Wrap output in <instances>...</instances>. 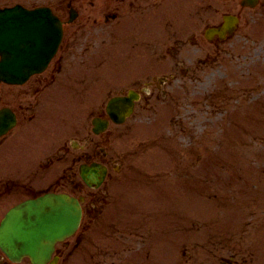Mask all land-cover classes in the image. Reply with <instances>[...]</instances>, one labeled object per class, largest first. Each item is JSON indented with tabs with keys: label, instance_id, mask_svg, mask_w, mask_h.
<instances>
[{
	"label": "rangeland",
	"instance_id": "obj_1",
	"mask_svg": "<svg viewBox=\"0 0 264 264\" xmlns=\"http://www.w3.org/2000/svg\"><path fill=\"white\" fill-rule=\"evenodd\" d=\"M93 9L95 10V8ZM255 17L257 21L254 25L247 29L242 28L241 32L224 45L223 52L217 62L202 65L201 70L198 69L196 74L187 78L183 77L182 72H180L178 79L174 80L168 87L170 94L167 98L172 97V100L169 101L173 104L174 99L178 97V101L183 105V108L179 110H172L170 115L173 114L175 120L177 119L181 123L177 125V128L184 132L186 135L184 137L189 140L190 136H193L192 141L197 139L199 143H203L197 145L202 154L177 153V157L169 154L170 165L167 162L166 167H175L177 177V181L172 184V180H166L164 173H162L169 168L163 167L161 162L156 160L152 154H148L149 151L145 154V146L138 143L139 153L127 154L130 162L126 171L127 174L119 181L117 187L114 186L116 196L114 205L118 210L117 215L122 218L125 217L122 210L126 213L129 209L132 210L133 214L139 215L138 205L135 206L134 202L155 200L153 189H164L167 192L168 200L164 197L161 201L163 193L159 194L160 200H156L155 203L153 202L154 204L151 203L153 207L150 205V210L146 213L156 216L165 214L178 220L177 236L179 238H176L178 239L177 243L173 238H168V241L176 244L177 247L174 251L179 255H182V251L187 246L183 238L188 234L187 227H190L191 224L193 226L199 224V221L204 218L203 216L222 215L220 213L222 205L231 203V201L253 200L248 204L249 212L244 213L242 211L238 220L242 222L246 218L252 220L253 231L250 235L253 238L249 239V243L253 249L256 246L254 242L256 239L260 243L264 241V206L258 208L257 212L254 202L258 201V197L252 198L255 192L242 193L244 185L250 187L260 183L264 185V181L256 180L258 177L256 171H258L259 166L250 168L252 164L255 166L259 163L261 170L263 169L261 173L264 175V5L256 9ZM151 22L153 25L147 24L146 28L143 29L145 36L152 35V32H158V24ZM167 43L152 41V44L149 45L156 53H159L166 48ZM106 44L107 42L98 46L99 49L96 52L98 55L104 57L107 54L109 49H106ZM126 52V56L121 60L116 56L109 59V71L106 72V75L108 74L107 77L112 84L127 82L132 78L143 76L159 65L152 61L150 51L145 50L144 47L129 46ZM169 59V57H165L162 60L168 61ZM165 63L167 64L165 68L153 70L152 73L162 74L163 70L172 64ZM186 66L187 64L182 65L180 70ZM251 75L255 76L252 77L255 78V81L248 78ZM103 83L101 80L99 85L101 87L108 85V82L105 83V86ZM257 83H259L258 87H256ZM217 86L235 87V93L238 94L240 100L245 98L250 105L247 104L244 111H238L239 99H230L226 95V89L223 90L225 102L220 99L224 94H216L209 100L205 99L203 95L215 91ZM98 90L100 91V89ZM109 90L110 88L107 86L99 96L97 95L98 103L106 99ZM184 95L191 96L192 99L187 101L182 97ZM196 103H203V112H195ZM160 104L159 111H156L157 108L147 112L150 115L148 118L162 117ZM251 105L258 109H252ZM206 107L208 109L210 107H223L221 109L223 113L218 110H206ZM80 108L82 106L77 108L76 113L82 115L83 112ZM237 111L239 116H237ZM221 116L225 118V123L222 126L219 124V121L222 120ZM214 120L218 121V126H212ZM165 133L167 138L173 142L175 140L178 142V148L191 149L190 146H186L182 142L184 139L181 137L170 136L168 129H165ZM137 135L145 138L142 134ZM157 137L158 134L156 133L151 139L154 140ZM193 149L196 151L195 148ZM197 157H200V161L196 160ZM11 158L10 154L3 158L0 157V169H13L15 164ZM203 173L206 174L207 181H204L205 187L201 188V193L204 194V205L198 202L200 200L198 197H201V194L191 196L188 192L190 189H197L196 186L201 184L196 181L201 180L199 175H203ZM208 175L210 182L214 180V184L208 182ZM172 199L175 200V203L170 205ZM142 208L144 209V207ZM261 208L263 210H260ZM187 215H193L192 220L187 221ZM213 225L215 227L221 226V232L227 236L239 233L228 228L233 223H227L223 227L220 223H213ZM256 227H258V231ZM210 239L211 237L208 235L201 238L204 242H208ZM165 247L168 248L169 246ZM257 254H259V258L262 257L259 264H264V248H259L255 252V255Z\"/></svg>",
	"mask_w": 264,
	"mask_h": 264
},
{
	"label": "flooded vegetation",
	"instance_id": "obj_2",
	"mask_svg": "<svg viewBox=\"0 0 264 264\" xmlns=\"http://www.w3.org/2000/svg\"><path fill=\"white\" fill-rule=\"evenodd\" d=\"M241 0H102L94 4L89 17L80 15V9L85 2L82 0H68L67 4L77 5L79 10L77 19L79 22L66 28L63 43V53L54 60L46 70L36 73L22 83H7L0 80V109L9 107L17 116V124L8 133L0 138V154H63L54 159L62 160L64 164L61 177L52 179L49 173L37 170L35 173H16L9 179L0 180V195L8 186L16 200L25 199L29 195H38L46 190L68 191L76 195L84 196V212L88 219L98 217L102 211V200L105 198L103 189H84L85 186L79 177V167L82 159L86 161L99 160L112 167L115 155L118 154L111 148L113 131L104 138H98L88 134L81 142L77 134V128L73 131H64L58 140H51L50 126L46 116L51 102L61 96L56 92L61 88L63 94L74 95L78 91H85L90 86V70L97 61V55L93 49L98 45V39L103 35L99 32V21L105 22L107 38H117L114 23L126 17L129 28L143 30L151 21L160 25L162 31L161 40L169 42L163 49L162 58L169 57V61L176 63L175 67L186 62L207 63L211 55L208 46L221 47L225 41L218 36L210 41L205 38L204 30L209 26L223 24V13L234 12L240 20L245 19V14L251 9L241 6ZM22 3L33 8V0H0V8ZM61 3V1H60ZM226 7H229L226 9ZM61 9V7H58ZM63 9V7H62ZM222 9H225L222 11ZM233 9V10H232ZM126 10V11H124ZM63 12L65 11L62 10ZM99 13V14H98ZM112 13V14H111ZM126 13V14H124ZM151 20V21H150ZM72 24V23H69ZM68 25V24H67ZM160 30V29H157ZM200 31V32H199ZM139 33H135L136 39ZM113 44V43H112ZM155 53L158 61L160 56ZM1 57V55H0ZM1 59V58H0ZM82 68V71L75 69ZM153 83V82H149ZM138 84L140 82L138 81ZM153 91L150 92V94ZM139 104L149 101L144 93ZM53 162V159H51ZM112 176V175H111ZM78 177L79 179L75 178ZM106 195L109 190L105 188ZM0 196V200H1ZM94 222V221H93ZM84 235H77L72 241L57 247L56 254L59 260L56 264H71V258L75 250L84 242ZM102 252H92L91 257H96ZM106 254L119 255L118 251L107 250ZM0 264H33L30 259L21 262L12 261L0 251ZM49 264V263H48Z\"/></svg>",
	"mask_w": 264,
	"mask_h": 264
},
{
	"label": "water",
	"instance_id": "obj_3",
	"mask_svg": "<svg viewBox=\"0 0 264 264\" xmlns=\"http://www.w3.org/2000/svg\"><path fill=\"white\" fill-rule=\"evenodd\" d=\"M1 13L6 17H10V15L12 14V12L9 10L3 11ZM48 25H50L49 28L43 29L45 44L42 45H44L43 52L45 58L39 63L37 61H34L33 63L29 64V71L36 70L44 66L57 48L59 38L56 29H54L55 25H52L51 21ZM8 28L9 30L12 29L11 26H8ZM9 30L5 28L0 29L2 38H5V33H7L6 37L12 39L11 36L14 33H11ZM24 30L25 28H19L17 30L19 31L17 37L13 39V47L17 50V53L21 54V49H25L27 51V54H43L41 50V43H37V41H31L29 37L24 35ZM27 30L31 33L32 28L28 26ZM28 31L26 32L29 33ZM3 42L8 49L12 47V41L7 43L5 41ZM11 61L7 58L4 63L8 64ZM15 62L20 65H25V63L21 62V60H17ZM65 199L66 198L64 196L48 195L37 201H30L27 204L28 211H26L24 208L23 210L18 209L17 211H13L10 213L9 221L6 222V224H8V229L11 230L12 233L16 232L17 234H19L18 241H20L23 246L30 247L32 251H38V248L41 245L40 242L43 241L46 236H49L52 230H56V233H60L62 231H65L64 233H66L67 230L74 226L75 219L77 217V214L74 211H77V209L75 206L68 202V199H66V203H62ZM42 210L44 211V213ZM70 224H72L71 227L69 226ZM2 234L3 235L0 237V242L3 243L6 247L14 246L13 238L10 237V233L2 229ZM6 236L8 237L6 238ZM37 241L39 242V245ZM20 243L19 245H21ZM33 256H38V253H33Z\"/></svg>",
	"mask_w": 264,
	"mask_h": 264
}]
</instances>
